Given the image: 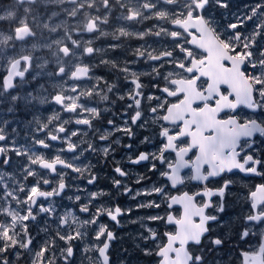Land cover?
Wrapping results in <instances>:
<instances>
[{"label": "snow or ice", "instance_id": "6c2138e0", "mask_svg": "<svg viewBox=\"0 0 264 264\" xmlns=\"http://www.w3.org/2000/svg\"><path fill=\"white\" fill-rule=\"evenodd\" d=\"M210 4L220 8L229 6L227 0H11L0 12V264H76L77 259L79 264H110L108 250L115 236L101 217L107 216L119 223L118 217L131 208L122 209L101 199L112 197L111 192L103 189L90 191L77 186L76 192H86L87 200L79 194L66 195L72 186L66 183L65 177L77 173L74 179L86 178L88 185L95 184L94 165L80 167L74 161L86 159L85 153H100L106 161L115 151L112 144L118 145L120 140L116 138L103 146L88 139L72 141V137H87L89 133L84 129H69L66 125L70 123L87 126L99 135L100 141H109L116 132H124L131 139L134 136L131 126L143 127L147 122L142 99L154 100L155 104H149V112L152 122L159 126L161 148L158 152H138L135 158H129L130 163L148 161L149 170L159 171L173 189L185 183V177L181 176L183 169H190L187 179L195 181H208L234 169L264 176V153L256 147L257 137L264 138V120L251 116L241 119L237 113L241 107L252 112L264 111V0H256L226 27L205 14ZM50 5L59 6L60 11H53L48 17L50 22L44 23L40 9ZM114 11L119 12L115 16L117 21L133 24L156 21L146 31H130L127 25H121L117 28L118 36L112 33L114 39L128 36L143 39L151 34L170 37L171 44L170 49L157 50L150 45L136 48L137 60L158 62L150 65L151 72L130 70L128 64L136 60L125 61L121 66L101 59V63L124 73L123 79L133 85L128 92L127 108L134 113L129 115L125 111L127 119L123 127L109 119V128L102 130L93 124L102 113L82 98L99 96L108 101L107 93H113L117 85L103 81L101 88L103 78L94 75L91 60L85 61L84 57L94 59L96 54L104 52L103 48H95L93 41L108 35L101 26L109 23ZM61 13L63 18L51 23ZM249 21L252 22L250 31L238 30ZM37 28L58 35L38 44L35 42ZM189 44L191 48L186 46ZM119 47V44L108 45L113 50ZM37 48L49 50L54 57V69L45 71L51 61L35 56ZM28 75L32 80L38 76L56 78L52 83L53 93L39 97V102L58 105L59 109L44 120H34L35 131L21 145L16 140L17 128L8 131L13 123L8 116L15 118L18 103L24 102L27 106L38 99L31 92L17 91L30 83ZM142 75L155 81L151 87L159 94L142 90L145 87L140 80ZM117 95L125 99L124 95ZM169 97L175 99L169 100ZM61 111L74 115L63 118ZM150 142L149 137L141 141ZM123 146L132 148L131 144ZM41 150L55 154L46 155ZM61 153L72 155L69 158ZM165 153H172L174 157L170 159ZM13 154L24 159L14 160ZM156 160L166 170H158ZM114 171L120 177L128 175L119 166ZM29 177L34 181L31 184L27 182ZM146 179L150 177H140L136 182ZM112 184L116 195L131 193L132 199L156 195L167 202L168 208L175 204L183 208L179 217L170 213L166 217H149L176 226L175 231L163 234L167 238L164 242H156L157 233L150 228V236L141 237L156 242L155 250L145 247L142 251L145 255L158 256V264H208V252L225 243L217 237L206 250L202 238L210 231V222L220 219L218 215L206 214L205 210L225 211V189L230 180L214 190L205 187L202 193L184 192L179 196H170L165 186L155 184L136 192L119 179H113ZM200 195H215L219 199L197 203L196 196ZM58 197L70 201L85 217L81 219L71 209L59 212ZM251 201V210L243 217V230L237 234L238 242L248 246L240 249L239 260L240 264H264V184L251 193ZM136 207L160 208L161 204L158 200L138 201ZM194 217L199 218L198 222ZM33 225L37 228L35 235L30 230ZM40 233L44 235L37 241ZM251 236L259 237L256 245L252 244Z\"/></svg>", "mask_w": 264, "mask_h": 264}, {"label": "flooded vegetation", "instance_id": "af4514ba", "mask_svg": "<svg viewBox=\"0 0 264 264\" xmlns=\"http://www.w3.org/2000/svg\"><path fill=\"white\" fill-rule=\"evenodd\" d=\"M246 1V0H245ZM11 3V0H0V12L7 8ZM228 8H223L224 13L219 12V7L215 4H210L206 9L205 14L213 16L218 25L226 27L239 12L240 3L239 0H227ZM224 14V17H223ZM234 14V15H233ZM119 15L118 11H114L113 15L109 18V23L102 25L104 31L108 35H101L98 38L94 39L93 46L95 48H103L104 52L98 53L95 55L94 59L90 57H85V61L91 60L93 64V73L97 77H102L103 80L100 81L101 88L104 87L103 81H108L109 83H114L117 85V88L114 89L113 93H107L109 96L108 101H103L99 96L92 98H82L84 103L88 104L90 107H96L101 113L102 116L93 121V124L96 128L105 129L109 128L107 121L112 119L115 121V124L123 127L124 121L127 119L125 116V111L131 115L134 114L132 109L127 108V104L130 103L128 100V92L133 85L129 82H126L123 77L124 73L118 71L115 68H112L110 65H105L101 63V59L112 60L113 62L123 66L125 61L136 60V63H129L128 67L132 71L139 73L151 72L150 65L152 62L144 60H137L135 55V50L141 45H150L152 48L157 50L163 48H169L171 44V38L166 37H156L154 35H147L143 39H140L136 36L120 37L119 40L113 38L112 33H115L117 36V28L121 25H127L129 30L135 31H146L150 26L154 25L156 21L148 20L143 24H133L131 22L117 21L115 16ZM10 22V21H8ZM5 31L7 30V25H4ZM194 31V30H193ZM95 35V34H92ZM189 39H191L189 37ZM110 44H119L121 47L113 50L109 49L108 45ZM191 48L192 45H186ZM37 51H43L38 49ZM178 51V49H177ZM199 51V50H197ZM171 66H169L170 70ZM161 72H165V69L161 68ZM179 71V69H177ZM186 75V74H185ZM28 75L26 78L30 81L22 89H17V91L27 94L31 92L34 96H37L38 99L32 101L30 104L25 106L24 102L17 104V113L15 118L9 115L8 119L13 120V123L8 126V131L10 132L13 127L17 128L18 135H16V140L19 144H25L26 138L30 137L35 131L36 125L34 120L40 119L44 120L53 115L54 111L59 109L58 105L48 103L41 104L39 102V97L41 96H50L53 93L54 89L52 83L56 78L47 77V76H38L35 81L30 80ZM140 80L143 82L145 87L142 89L144 92L152 94L158 93L156 88L151 87V84L155 81L152 80L150 76L142 75ZM71 83V81H69ZM40 85L44 87L41 88ZM67 88V85H65ZM37 91V92H36ZM104 94V93H101ZM117 94L124 95L125 99H119ZM169 100H174L175 98L169 97ZM153 101H146L142 99V108L144 115L147 117V122L143 127H138L137 125H132V130L134 136L129 139L124 132H116L109 141H100L99 135L92 132L91 129H87V126L76 125L74 122L66 125L69 129H84L87 130L89 135L87 137H82L80 135L72 137V141L79 142L81 139H88L94 144L97 145H106L110 143L111 140L119 138L120 144H112V148L115 149L113 153L104 160L102 154H91L85 153L86 159L82 157L80 160L74 161L77 166L85 167L89 164L94 165L92 171L97 175L96 183L93 185H88L85 179H74L78 174L71 173L68 177H65L67 184L71 185V189L67 191L66 195L79 194L87 200L88 196L86 192H76L77 186L80 188H86L90 191H99L101 189L111 192L112 197H102L101 199L108 201L112 205H118L122 209L131 208L130 212H125L118 217L119 223L111 221L107 216L101 217V220L108 226L109 230L114 233L115 239L110 242V264H158L159 257L156 255H145L142 251L145 247H152L155 250L156 242L166 241V237L163 235L165 232L175 231L176 226L174 224H167L164 220H150L149 217L153 215H160L166 217L169 213L174 217H179L183 213V208L179 204H175L172 208L167 207V202L161 200L158 196H146L140 195L136 199L131 198V193L129 195H116V188L113 186V179H119L123 181L128 188L132 189V192L141 190L144 188H151L154 184L159 186H165L170 196H179L184 192H188L190 195L195 194L196 192H203L205 187L208 189H217L223 185L225 180H230L231 184L226 192V204L225 211L222 213L215 212L213 208H208L205 210L206 214L212 213L219 216V221L210 222V231L205 234L202 238V244L207 250L209 247H212V240L219 237L222 238L225 243L214 251L208 252V264H240L239 256L240 249L247 248V245L238 242L237 234L243 230L244 219L243 217L248 214L251 210V193L254 192L257 186L264 184V176H256L252 174H246L240 172L237 169H234L232 172L222 173L218 177L209 178L208 181H195L189 180L187 177L191 175L190 169H183L181 171V176L185 177V183L178 185L177 188L173 189L170 187V182H167L163 177L159 175V171L152 172L149 170L150 164L148 161L141 162L140 164H132L129 162V158H135L138 152H158L161 148L162 138L159 136V126L156 123L152 122V115L149 112V104H155ZM6 107V106H5ZM241 119L247 117H255L258 120H264V111L262 112H252L246 108L237 109ZM60 115L63 118L73 116L72 113L60 112ZM139 123V122H138ZM172 128L171 125H169ZM175 131V129H173ZM149 137L151 139L150 143H141L145 138ZM185 140L187 138H184ZM30 142V141H29ZM6 143V142H5ZM56 143V142H53ZM131 144L132 148H126L123 145ZM57 147H60L57 144ZM66 147V145H64ZM256 147L260 150L261 153H264V138L257 137ZM45 151L46 155L54 156V152ZM61 155H66L71 157V153H61ZM169 158H173L174 154L165 153ZM191 155V154H190ZM14 160H23L24 157H16L13 154ZM157 164V168L164 169V166L160 164L159 160L154 161ZM116 166L124 169L128 175L125 177H120L115 173L114 168ZM207 166H205L206 168ZM166 170V169H164ZM10 172L13 170H9ZM70 171V170H65ZM87 173H85V177ZM150 177V179L143 180L141 183H137V179L140 177ZM29 184L33 183V178L29 177ZM50 187V186H48ZM219 197L213 195L211 197L200 195L196 196L197 203H203L208 200L216 201ZM158 200L161 204L160 208H137L136 205L138 201H151ZM83 202V201H82ZM45 203H47L45 201ZM56 203L58 205V211L63 212L66 209H71L73 212H76L81 219L85 217L86 214L78 213V210L74 204H72L67 199L56 198ZM198 222L199 218H193ZM133 221H136L133 223ZM141 224L146 225V227H141ZM94 227V226H93ZM153 229L157 233V241L154 242L151 239L145 241L142 236H150L148 229ZM32 232L36 231L35 225L30 229ZM82 231L84 229H81ZM254 231H258L254 229ZM43 233H40L38 239L43 237ZM250 240L253 245L258 243V236H251ZM63 243V242H61ZM79 244V242H77ZM79 256V253H78ZM79 261V259H77ZM76 261V264L79 262Z\"/></svg>", "mask_w": 264, "mask_h": 264}, {"label": "rangeland", "instance_id": "374dc122", "mask_svg": "<svg viewBox=\"0 0 264 264\" xmlns=\"http://www.w3.org/2000/svg\"><path fill=\"white\" fill-rule=\"evenodd\" d=\"M255 2H256V0H246V1L245 0H239V3H240L239 12L229 22H235L236 19H237V17L238 16H242L247 11L248 7H250L251 5H253ZM65 6H67V5H65ZM53 11L59 12L60 11V7L59 6H55V5H50V6L47 7V9L41 7V9H40V16L43 18V22L44 23H49L50 22L48 20V17L51 16V14H52ZM219 12H220V15H221V13H224L225 11L223 10V8H220L219 7ZM223 17H224V14H223ZM61 18H63V14L62 13H61V16H59V17H53L52 20H51V23H55V22H57ZM251 28H252V22L249 21V22H247V24L243 28H239L238 30L241 31V32H243V33H247L248 31L251 30ZM103 30H104V28H103ZM36 32H37V36H36V41L35 42L38 43V44H43V43H45V42L48 41V40H45V36L46 35L47 36H51V37L52 36H55V35H58V34L49 33L46 29H43V28H37L36 29ZM45 33H46V35H45ZM38 49L44 50L45 54H47V57L43 58L42 54H37V50ZM37 50L34 52V55L35 56L41 57L43 59H46V60L51 61V63L46 66L45 71L54 69L56 67L55 62H54V57L51 55V53L49 52V50L46 49V48H37ZM37 62H42V60L41 61H37ZM36 71L38 72V71H40V69H36ZM30 80L31 81H35V80H32L31 79V76H30ZM36 232H37V228H36V231L33 232V234L35 235ZM39 240L40 239H38V237H37V241H39ZM77 262H79V261H77Z\"/></svg>", "mask_w": 264, "mask_h": 264}, {"label": "bare ground", "instance_id": "6f19581e", "mask_svg": "<svg viewBox=\"0 0 264 264\" xmlns=\"http://www.w3.org/2000/svg\"><path fill=\"white\" fill-rule=\"evenodd\" d=\"M45 35H46V33H45ZM49 37H51V36L46 35L45 40H48ZM37 54H42L43 58L47 57V54H45L44 50L43 51H37Z\"/></svg>", "mask_w": 264, "mask_h": 264}]
</instances>
